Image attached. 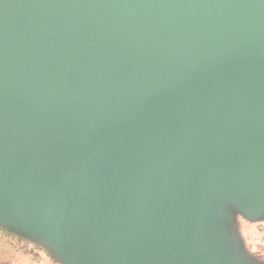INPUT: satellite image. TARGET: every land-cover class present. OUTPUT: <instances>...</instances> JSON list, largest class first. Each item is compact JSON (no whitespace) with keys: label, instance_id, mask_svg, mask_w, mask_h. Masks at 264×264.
Instances as JSON below:
<instances>
[{"label":"water","instance_id":"obj_1","mask_svg":"<svg viewBox=\"0 0 264 264\" xmlns=\"http://www.w3.org/2000/svg\"><path fill=\"white\" fill-rule=\"evenodd\" d=\"M264 0H0V221L69 264H253Z\"/></svg>","mask_w":264,"mask_h":264},{"label":"rangeland","instance_id":"obj_2","mask_svg":"<svg viewBox=\"0 0 264 264\" xmlns=\"http://www.w3.org/2000/svg\"><path fill=\"white\" fill-rule=\"evenodd\" d=\"M232 229L253 264H264V218L249 219L232 212ZM0 264H69L43 236L0 221Z\"/></svg>","mask_w":264,"mask_h":264},{"label":"built area","instance_id":"obj_3","mask_svg":"<svg viewBox=\"0 0 264 264\" xmlns=\"http://www.w3.org/2000/svg\"><path fill=\"white\" fill-rule=\"evenodd\" d=\"M261 230H262L261 234H262V236L264 238V226L261 227Z\"/></svg>","mask_w":264,"mask_h":264}]
</instances>
